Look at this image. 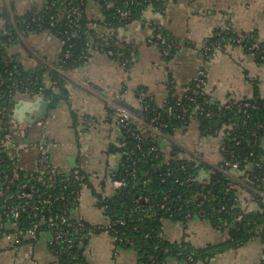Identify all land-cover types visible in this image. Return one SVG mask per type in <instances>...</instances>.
Returning a JSON list of instances; mask_svg holds the SVG:
<instances>
[{
	"label": "crops",
	"instance_id": "0c3cea01",
	"mask_svg": "<svg viewBox=\"0 0 264 264\" xmlns=\"http://www.w3.org/2000/svg\"><path fill=\"white\" fill-rule=\"evenodd\" d=\"M170 1L168 10H148L139 20L115 26L112 31L106 28L101 5L90 3L87 8L91 45L106 40L119 49H134L136 57L130 65L123 66L107 54L92 51L91 59L68 75V100L56 108L50 107L42 118L46 121L45 130L49 131L50 139L57 144L51 151L53 161L68 171L83 170V178L91 189L85 192L75 208L74 218L99 221L93 199L103 190L100 178L121 166L119 142L122 136L116 122L110 119V99L128 108L138 119L134 122L143 126L144 101L149 99L162 106L168 98L170 85L179 93L196 79L204 65L201 45L227 24L235 33L255 37L264 44V0ZM45 2L0 0V9L6 7L9 16L26 17L41 10ZM7 19L0 17V38L2 28L9 22ZM158 31H166L176 43V53L169 61L162 45L152 42ZM60 50L61 41L57 37L42 33L27 37L23 46L13 47L8 56L27 70L36 71L55 61ZM208 75L206 93L214 102L252 98L255 87L264 99V65L240 47L219 45ZM176 140L184 147L183 156L193 153L213 164L222 158L220 136H206L197 123L178 131ZM161 144L169 155L173 145L168 141ZM69 157H76L75 167L70 165ZM240 175L244 176L243 173ZM239 190L242 210L251 214L262 211L260 204L252 200L244 188ZM107 192L112 195L115 191L108 188ZM165 235L171 241H184L195 249L221 245L228 240V234L200 218L188 225L168 222ZM7 249V242L0 238V264H52L54 261L45 242L32 248L23 247L17 252H7ZM263 255L264 244L256 237L246 245L218 254L210 264H261ZM86 257L91 264L140 263L135 249L115 248L112 238L105 234L90 241ZM170 264L187 263L173 260Z\"/></svg>",
	"mask_w": 264,
	"mask_h": 264
},
{
	"label": "built area",
	"instance_id": "2783aa9c",
	"mask_svg": "<svg viewBox=\"0 0 264 264\" xmlns=\"http://www.w3.org/2000/svg\"><path fill=\"white\" fill-rule=\"evenodd\" d=\"M65 4V9L60 13L62 18H65L70 26L80 30L81 21L84 12L80 5L73 3L72 0H62ZM104 0H100V3L91 1L93 4L101 5ZM121 7H118L117 13L120 15L121 22H127L134 19L136 14H143L148 10L159 11L156 9V3L162 4L161 11H166L171 7L170 0H123ZM55 6L54 0H46L44 7L51 9ZM109 4L107 8H111ZM135 8L136 11L130 10ZM124 9V10H123ZM136 13V14H135ZM45 16L33 17L32 22L36 24L38 30L43 31L45 28ZM8 23H11L15 28V34L20 38V42L16 46H23L27 37L24 34H20L16 28L17 21L11 15ZM57 21L55 16L51 17L50 28L56 27ZM108 30L113 29L111 24L105 22ZM88 42L86 46L88 51L82 57L80 61L83 65L91 59V52L96 51L98 53L107 54L123 66L130 65L135 61L136 51L134 49H127V55L123 52L116 54L112 49V45L104 40L100 44L94 46L91 45L89 40V28H87ZM224 33L229 35L234 33L232 26L227 24L224 28L217 31L210 39L203 42L200 48V53L204 65L200 68L198 77L193 81L198 82V87L202 91L206 92V85L208 82V68L213 64L215 60L216 50L221 42L227 44L237 43L242 44L245 40L243 35H237L235 39H228L224 36ZM51 34V33H49ZM36 33L32 32L28 35L34 36ZM65 40L61 41V50L58 58L47 64L52 71H56L63 76L67 77L63 64L66 60L73 57V50L75 45L72 43V38L80 36V31L75 35H70L68 31H65ZM236 35V34H235ZM53 36V35H52ZM8 38L7 45L13 42V32L8 31L6 26L2 28L1 38ZM218 39L214 41V38ZM153 43L160 44L163 48L165 58H168L169 52L176 47V43L173 39H168L162 33L157 34L154 37ZM6 46V45H4ZM240 46V45H239ZM250 55L256 60L257 57L264 62V48L259 43H254L249 48ZM82 65V66H83ZM81 66V67H82ZM22 76L21 71L16 68L10 73V84L3 88L0 83V95L8 92L13 96L12 102L16 104L19 100L27 102H35L36 100L46 101L50 104L49 100L45 98V91L51 90L54 93L60 92V82L55 80L50 74L45 75L44 83L37 78L29 80V84L19 81ZM192 82V81H191ZM68 89V82L64 85ZM171 87H169V92ZM189 89L184 87L178 94L180 97L175 101L174 107L168 106L169 95L165 103L160 106L166 108L167 118L170 121L182 122V129H188L194 123L201 126L202 117L211 118L212 116L221 117V112L224 108L229 109L228 103L220 104L217 107V112L214 110H207L206 104L199 108L197 116H192L190 113V107L183 103L184 99L189 102L194 101L193 98L187 95ZM212 103H215L211 98ZM109 105L111 107L110 119H113L117 128L121 133V140L119 142L120 154L122 155V165L131 163L134 167L139 165L143 158L148 157L151 153L156 154V159H160L162 154L168 155L165 149L151 146L150 151L138 154L139 149L142 146V142L145 141V136L142 132L132 130L131 124L138 119L133 113L124 105L117 103L115 100L110 99ZM49 107V108H50ZM15 108V107H14ZM14 108L0 106V238H3L7 244V252H17L23 247H34L35 245L45 242L49 253L53 256L56 264H91L87 259V252L89 251L90 241L98 235H109L112 238V244L115 248H130L137 251L138 243L132 237V233L138 232L139 227L137 225H130V222H141L144 219H149L153 212H163L169 214L177 209V205L170 195H165L162 198V202L152 203L146 196H138L136 203L142 208L140 213H134L131 215L122 214L117 216L114 214L113 208L110 205V201L116 196L120 195L122 191L127 187L126 182L120 181L116 178L117 171H109L106 175L100 178L103 186V190L98 193L93 199L94 206L99 213V221L87 222L82 219L74 218L73 212L75 208L81 203L82 198L85 196V192L90 190L89 184L83 178V170H66L63 167L57 165L52 158V149L57 147V144L50 139L49 131L45 130L46 121L40 116H27L23 122H20L14 115ZM177 110V113L175 112ZM140 121V120H139ZM143 125H146L152 132L162 138V141H168L173 147L171 153L167 156L168 159L162 162L160 167L153 168L154 172L160 174L162 182H167V178L175 175L176 171L171 165L169 158L172 153H179L178 161L181 160H197L199 163H203L204 168H211L207 172L210 173L206 178L207 184L212 183L213 175L216 172L224 174L228 167L237 166L241 163H249L254 156V152L248 156L243 157L237 155L236 150H227L224 145V130L217 131L216 135L208 131L206 136H220V154L221 160L217 163H209L202 157L190 153L183 156L185 152L184 147L180 146L175 137L166 135L165 130L169 128V123L161 119L160 116L152 119L149 123L142 121ZM43 131H40V130ZM180 129V130H182ZM179 130V131H180ZM232 127L229 128V131ZM126 135V138L124 137ZM233 136V132H226V137ZM131 140L130 143L128 140ZM232 140L236 142L237 146H241L244 143V139L240 136L233 137ZM161 141V142H162ZM252 143L255 147L258 146V141L254 139ZM177 144V145H176ZM183 148V149H182ZM162 152V154L159 153ZM224 151L228 152L229 159L224 156ZM164 155V157H165ZM180 166V171H186L187 166L185 164ZM253 168L262 169L264 164L261 161L252 162ZM166 167L164 171L161 168ZM213 170V171H212ZM216 171V172H215ZM128 176H134L137 173L136 169L127 170ZM202 174L204 171L202 170ZM253 173V172H252ZM201 181V177L190 175L181 184L191 187ZM220 180H218L219 182ZM252 181L257 183L256 186H250L245 184V193L252 197V194L259 196L261 202L264 204V178L256 175L252 176ZM111 188L115 192L110 195L107 190ZM201 200L196 197L189 201L195 203L196 214L188 212L186 219L181 224L188 225L194 219L200 218L204 221H210L211 212L215 210L216 222L214 227L216 230H221L226 223H224V214H228L226 206L219 204L214 206L213 200L208 194H201ZM178 200L183 199V195L177 196ZM239 199V197H238ZM208 207V208H207ZM248 211L242 210V214L238 216L237 221L242 222L244 215H247ZM134 217V218H133ZM211 222V221H210ZM165 229V227H164ZM161 238H166L171 244H177L181 251L186 253V259L188 262H193L195 258L194 252H192L184 241H171L166 235H160ZM145 239H151L149 233L145 234ZM168 253V251H167ZM183 253H178V256H182ZM65 256L64 261L60 262L59 257ZM150 264H160L156 255L152 254ZM264 261V255L262 257ZM141 261V258H140ZM52 263V264H53ZM140 264V263H139Z\"/></svg>",
	"mask_w": 264,
	"mask_h": 264
},
{
	"label": "trees",
	"instance_id": "16d2710c",
	"mask_svg": "<svg viewBox=\"0 0 264 264\" xmlns=\"http://www.w3.org/2000/svg\"><path fill=\"white\" fill-rule=\"evenodd\" d=\"M54 1L55 6H53L51 9H46V7H44L39 11H34L26 17H13L17 21L16 28L20 34H24V37H28V35L32 32L36 33V35L42 33H51L59 40H65V31H68L70 35H75V33L80 31V36H78V38L77 36L72 38V43L75 45L73 57L69 60H66L63 64L65 73L71 74L73 71L83 65V62L79 59L88 51L86 46V43L88 42L87 28L89 25V19L86 14L87 8L91 1L100 3V0H72L73 3L80 5L82 11L84 12L80 30L79 28L76 29L70 26L69 22L60 16V13L65 9V4L63 1ZM123 2V0H104L101 4L104 11L106 20L105 22L111 24L113 27H120L123 24H129L134 21L130 20L127 22H121L120 15L117 13V11L118 7L122 6ZM109 4L112 6L111 8H107ZM161 7L162 4L156 3L157 10H160ZM130 10L133 12L136 11L135 8H131ZM9 14L10 13L6 7L0 9V17L4 19L8 18L7 20H10L11 15L9 16ZM35 16H45V28L43 31L38 30L36 24L32 22V18ZM52 16H55L57 21L56 27L54 29L50 28ZM141 16L142 14H136L134 19H140ZM6 28L8 31L13 32V42L12 44L7 45L8 38H0V83L3 85V88L6 89V87L10 84L9 75L16 68H18L22 73V76L18 80L23 81L26 84H29V80L38 78L41 81V84L46 86L44 83V77L45 75L50 74L55 80L60 82V92L56 94L47 89L44 94L45 98L50 101L52 108H56V106H58V104H60L62 101H67L69 91L64 87V85L68 82L66 76H63L56 71H52L47 66L40 67V69H37L36 71H30L18 62L9 59L8 51L20 42V38L17 34H15V28L11 23L7 22ZM156 33H162L168 39H171L170 35L166 31H158ZM237 35L239 34L235 32L229 35L224 33V36L228 39H235ZM243 36L245 37V40L242 44H237L234 42L230 45L240 47L247 54H250L248 51L249 48L252 46V44L259 42L255 37L248 35ZM217 39L218 38L215 37L214 41ZM259 44L264 48V44ZM220 45H227V43L221 42ZM111 47L112 49H117L115 52L116 54L123 52L127 55L126 49H119L113 45ZM162 47L164 48L166 46ZM175 50L176 49L174 48L169 52V56L167 58L168 61L174 57L176 53ZM256 61L260 65H264V62H262L259 57H257ZM169 87H171V91L169 92L168 106L174 107L175 101L180 97V95L173 85H170ZM187 88L189 89L187 95L193 98L194 101L189 102V100L184 99L183 103L190 107V113H192V116H197L199 108L203 107V104H206L205 107L207 110L212 109L215 113L217 112V107L222 104L218 102L212 103L210 96L198 87L197 81H192L187 86ZM254 89L255 91L252 98H244L242 100H228L224 104L228 103L230 108H224L221 112V117H202L203 119L200 126L203 134L210 131L212 134L216 135L217 131L224 130L225 148L229 151L236 150L237 155L246 157L250 153L254 152V156L251 158V161L248 164L241 163L237 166L228 167L224 174L215 171L216 174L213 175L211 184H207L205 178V176L210 174L207 171L211 168L203 169L205 165L201 162L199 163L197 160L183 159L178 161L179 153H172L169 158V160H171V165L176 171V174L168 177L167 182H162L160 174L153 171V168L160 167V165H163L162 162H165V160L168 159V155L164 154V157L161 151H159V153L162 154L160 159H156V154L151 153L146 158L140 156L141 162L135 167L129 162L126 165L120 166L118 169L116 178L120 181L126 182L127 187L120 195L116 196L109 202L113 208L114 214L117 216H121L125 213L128 215L140 213L142 208H140V205L136 203V200L138 196L141 195L148 197L152 203L159 204L162 202V198L165 195H170L171 199L174 200L175 204L177 205V209H179V207L181 208L180 211L174 210L169 214H164L161 211L153 212L151 218L149 219H144L141 222L133 221L129 223L132 226L137 225L139 227V231L132 233V237L138 243L137 252L141 258L140 264H150V257L152 254L157 256L160 264H170V262L173 260L178 262L181 261L187 264H210L211 260L218 254L246 245L256 237H260L262 243L264 244V204L261 202V198L259 196L252 194V197H255L254 201L260 204L262 211L255 214L248 213L247 215H244L242 222L239 223L237 221L238 216L242 214V209L240 208L238 199L240 191L239 189H245V184L256 186L257 183L252 181L253 175L264 178V167L262 169H254L252 166V162L254 163L255 161H261L264 164V99L261 97L259 89L257 87ZM12 99L13 96L8 94V92L1 94L0 106L13 109L15 104L12 102ZM175 112L177 113L176 109ZM157 116H160L163 121L169 123V128L164 132L168 136L175 137L176 133L183 128L182 122L168 120L166 108L158 106L149 99L145 100L141 118L142 121L149 123ZM231 127L232 130L229 131V128ZM131 128L137 132H142L145 136V141L142 142V146L138 152L139 155L150 151L151 146L161 148V141L163 139L152 132L146 125L140 126L133 121ZM226 132H233V136L226 137ZM238 136H241L244 139V143L241 146H237L236 142L232 140L233 137ZM124 137L126 138V135H124ZM254 139L258 141L257 147H255V145L252 143ZM128 141L132 143L130 139ZM224 156L227 160L229 159L227 151H224ZM178 163L181 165L185 164L187 166V170L180 171V166H178ZM132 168L136 169L137 173L134 176H128L127 170ZM161 169L164 171L166 167ZM202 170L204 171L203 174L201 173ZM240 173H243L244 176L240 175ZM190 175L198 176L199 178L201 177V181L191 187L182 185L181 183ZM218 180L220 181L218 182ZM262 190H264V188ZM201 194H208V196L213 200L212 204L214 206L223 204L229 211L228 214H224V223L226 224L220 230L221 232L228 234V240L221 245L208 246L204 249H195L193 246L191 247L186 243L185 245H187L189 249L195 254L194 261L188 262L185 258L186 253L181 251L177 244H171L166 238H161L160 235L163 234L165 236L164 227L168 222L182 223L185 221L186 214L188 212L196 214L197 211L195 203H189V201L195 197L198 200H201ZM179 195H183V199L181 201L177 198ZM213 216H215V210L212 211L211 216H209V219H212L210 220L211 224L214 226L216 219L213 218ZM147 233L151 235V239L144 238L145 234ZM180 252L183 253L182 256H178V253ZM64 259L65 256L59 257L60 262L64 261ZM56 263L57 262H54L53 264ZM261 264H264L263 260Z\"/></svg>",
	"mask_w": 264,
	"mask_h": 264
},
{
	"label": "water",
	"instance_id": "95a60500",
	"mask_svg": "<svg viewBox=\"0 0 264 264\" xmlns=\"http://www.w3.org/2000/svg\"><path fill=\"white\" fill-rule=\"evenodd\" d=\"M50 104L46 101L36 100L35 102H27L20 100L14 108V115L20 121L23 122L28 114L35 116L45 117L49 112ZM68 161L71 166H76V157H69Z\"/></svg>",
	"mask_w": 264,
	"mask_h": 264
}]
</instances>
